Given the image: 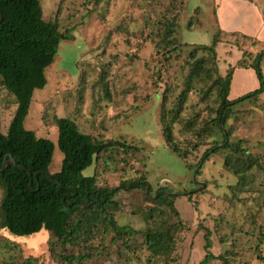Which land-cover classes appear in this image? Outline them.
Returning a JSON list of instances; mask_svg holds the SVG:
<instances>
[{
    "label": "rangeland",
    "instance_id": "rangeland-1",
    "mask_svg": "<svg viewBox=\"0 0 264 264\" xmlns=\"http://www.w3.org/2000/svg\"><path fill=\"white\" fill-rule=\"evenodd\" d=\"M179 1L183 0H39L44 18L56 16L60 31H68L71 38L60 41L54 60L45 68L46 84L34 89L24 127L54 143L50 173L60 170L63 158L53 120L54 116L60 115L74 120L82 132L96 138L101 134L105 138H124L137 144L141 153L127 164L145 173L155 190L165 187L173 193L190 192L192 201L198 202V211L186 196L177 198L183 228L177 234L174 264L199 263L204 256L205 229L211 232V252L226 256L229 264H264V167L252 169L241 191L236 188L237 177L225 166L220 154L210 155L201 167L190 170L168 148L161 134L156 93L173 83L183 84L186 70H180V66L184 64L188 50L182 54L183 61L176 59L169 64L154 55L146 34L150 28H155L151 23H156L162 13H178ZM258 2L264 21V0ZM170 3L177 5L171 7ZM227 6L228 2L219 3V0H187L179 13L177 39L209 44L213 34L221 29L217 14ZM196 8L199 11L195 12ZM239 9L242 8L239 6ZM194 14L200 24L188 27ZM235 27L252 36L248 33V25L239 22ZM235 38L229 35L223 39L234 41ZM239 44L248 53L256 54L264 50V33L260 39L240 37ZM229 49L226 46L219 49L218 46V56L224 64L230 58L234 62L235 52L230 53ZM111 58L113 63L108 66ZM261 67L264 75V60ZM237 68L240 70L232 76L230 97L256 86L253 74L246 69L250 67ZM107 69L109 73L105 75ZM102 78L104 81L96 84ZM104 82L110 88V99L105 97ZM177 93L176 90L173 95ZM196 100V94L192 93L189 102L195 105L193 110L199 111L196 126H201L207 112ZM242 109L233 121L231 138L243 140L251 152L263 153L264 92L257 102L243 103ZM14 110L15 98L0 83L1 131H7ZM43 112L46 113L44 121L41 118ZM178 129H174L176 139L190 150L188 160L191 166L212 143L210 140H221L217 130L200 139L194 131L182 136ZM195 143L197 146L193 148ZM97 167L100 187L119 185V160L105 162L101 159ZM92 172L93 166H89L82 174L91 175ZM137 176L129 171L124 178ZM115 200L121 208L115 215L119 224L141 228L147 223L138 211L142 204H147L143 192L123 189L116 194ZM199 224L201 229H197ZM50 236L51 232L46 230L23 237L0 230V264H26L27 257H31L32 264H57L48 254ZM108 251L106 254L100 246L98 253L101 255L94 256L89 264H94L97 259L104 264H146L147 252L143 246L137 245L134 251L119 254L110 245ZM208 264L221 262L213 259Z\"/></svg>",
    "mask_w": 264,
    "mask_h": 264
},
{
    "label": "trees",
    "instance_id": "trees-1",
    "mask_svg": "<svg viewBox=\"0 0 264 264\" xmlns=\"http://www.w3.org/2000/svg\"><path fill=\"white\" fill-rule=\"evenodd\" d=\"M186 1L178 2V13H162L156 23H151L155 28L148 26L150 29L146 34L154 55L169 64L176 59L183 61L182 54L188 50L184 64L180 66V70H186L183 84L173 83L156 93L161 134L168 148L190 170L201 167L210 155L220 154L225 166L237 177L236 188L242 191L252 169L264 167V152H251L243 140H233V121L243 111L240 110L243 103L257 102L264 92L261 67L264 50L248 53L241 48L239 39H249V36L221 29L213 34L209 44L179 41L176 35L178 17ZM170 5L176 7L177 4ZM197 11L199 8L195 9ZM0 12V83L15 98V110L7 131L0 129V168L11 157L15 165L22 167L8 165L0 172V230L19 237L33 236L41 230L51 232L47 249L49 257L57 264H89L94 256L101 255L98 253L100 246L109 254L110 245L119 254L134 251L137 245L143 246L147 252L146 264H174L177 234L183 228L176 200L186 196L191 202L190 192L173 193L165 187L155 190L145 173L127 164L141 153L137 144L124 138H105L101 134L96 138L82 132L74 120L60 115L54 116L53 120L63 158L60 170L50 173L54 143L26 129L24 119L34 89L46 84L45 68L54 60L60 41L71 38V35L68 31H60L56 16L44 18L39 0H0ZM195 24H200L196 14L190 17L187 25ZM229 35L235 36V40L223 39ZM226 42L243 52L235 62L224 64L217 49ZM111 63L112 58L108 66ZM237 67L252 68L258 86L230 98L232 75ZM105 72L106 75L109 70ZM103 78L96 84L103 82ZM104 84L105 97L110 99V88L107 82ZM176 90L178 93L174 96ZM192 93L207 112L201 126H196L199 111L193 110L195 105L189 102ZM45 115L43 112L42 121L46 119ZM175 128H179L178 133L182 136L194 131L200 139L217 130L221 140H210L212 143L191 166L188 160L190 150L176 139ZM196 146L197 143L193 144V148ZM101 159L121 162L119 185L109 188L97 184V165ZM89 166H93L92 174L83 175L82 171ZM129 171L138 176L124 178ZM123 189L144 194L147 204H142L138 211L147 223L141 228L119 224L115 218L121 211L115 196ZM192 206L198 211L197 201H192ZM138 211L134 210L135 213ZM199 228H202L200 224ZM210 234V230L205 229L204 256L198 264H208L213 259L229 264L226 256L211 252ZM24 262L32 264L31 257ZM94 264L104 263L97 259Z\"/></svg>",
    "mask_w": 264,
    "mask_h": 264
},
{
    "label": "crops",
    "instance_id": "crops-1",
    "mask_svg": "<svg viewBox=\"0 0 264 264\" xmlns=\"http://www.w3.org/2000/svg\"><path fill=\"white\" fill-rule=\"evenodd\" d=\"M227 2H228V6L220 9V11L218 10L219 12L217 14V19L219 17L218 24L220 25L221 30L225 32H239L248 36V34H246V31L242 32L241 29L239 30L237 27H235V24L242 22L243 25H248L247 27V30H249L248 33L252 35V36L249 35V37H256L260 39L262 37V34L264 33V21L262 19V15L260 12L261 6L259 5L258 0H219V3L226 4ZM234 6H237L238 8ZM239 6L242 9H239ZM222 46L230 47L229 49L230 53H233V51L235 52L234 57H232V59L234 58V62L239 57H241L243 51L241 49H238L235 45L226 42L224 45L221 44V46H219V49ZM224 62L232 63L233 61L230 58ZM246 69H249L248 71H250L253 74V79L256 83V86L252 89H255L258 86V80L256 78L255 72L252 68H246ZM238 70L240 69L237 68L236 70H234V72L236 73ZM252 89H249L247 91H250ZM243 93H240L239 95ZM230 98H234V97H230Z\"/></svg>",
    "mask_w": 264,
    "mask_h": 264
},
{
    "label": "water",
    "instance_id": "water-1",
    "mask_svg": "<svg viewBox=\"0 0 264 264\" xmlns=\"http://www.w3.org/2000/svg\"><path fill=\"white\" fill-rule=\"evenodd\" d=\"M2 20V14L0 12V22ZM8 165H13L15 166L16 168H22L21 166H17L15 165V162L13 160V158L11 157L9 160H6L3 164V166L0 168V172H2ZM59 185V183H57Z\"/></svg>",
    "mask_w": 264,
    "mask_h": 264
}]
</instances>
